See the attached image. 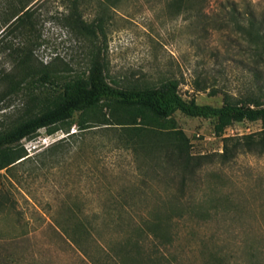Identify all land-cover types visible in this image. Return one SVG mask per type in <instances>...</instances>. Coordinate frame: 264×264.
Returning a JSON list of instances; mask_svg holds the SVG:
<instances>
[{
    "label": "rangeland",
    "instance_id": "rangeland-1",
    "mask_svg": "<svg viewBox=\"0 0 264 264\" xmlns=\"http://www.w3.org/2000/svg\"><path fill=\"white\" fill-rule=\"evenodd\" d=\"M90 1L89 10L80 2L79 13L87 24L101 18L96 37L67 26L68 0H41L32 12L34 54L52 74L86 71L95 43L113 86L175 80L181 97L199 105H264V67H246L236 52H227L226 33L203 32L170 0H120L104 14L97 6L105 0ZM226 1L241 2L209 0L205 12L220 13ZM247 1L264 12V0ZM0 62L11 69L5 53ZM40 94L23 86L0 103V129ZM80 120L76 115L53 134L42 129L22 140L25 160L0 173V188L13 200L12 209L0 211V238L16 237L10 251L18 264H88L61 236H77L86 247L91 242L84 236H92L98 256L138 242L141 256L153 253L164 264H264V154L241 153L227 163L215 158L183 182V173L149 164L145 152L121 144L95 118H87L84 130ZM215 122L177 112L166 128L184 135L192 156L220 153L222 138L261 130L260 122L244 121L219 136ZM154 220L166 224L161 239L143 226Z\"/></svg>",
    "mask_w": 264,
    "mask_h": 264
},
{
    "label": "trees",
    "instance_id": "trees-1",
    "mask_svg": "<svg viewBox=\"0 0 264 264\" xmlns=\"http://www.w3.org/2000/svg\"><path fill=\"white\" fill-rule=\"evenodd\" d=\"M40 1L0 0V53H5L12 63L11 69L6 71L0 62V103L23 86L41 92L30 97L31 105L26 104L14 121L0 129V173L25 160L23 158L27 154L20 145L22 140L34 138L42 129L53 134L59 125L71 121L76 115L81 119L78 124L80 130L87 128L89 116L95 118L100 126L113 129L121 144L145 152L149 164L183 173V182L215 158L220 163H227L241 153L264 154V105H199L194 99L187 101L181 97L175 80H167L157 86H113L105 74L103 49L95 43L88 52L89 66L86 71L69 78L52 74L49 66L36 58L37 44L31 39L34 35L32 12ZM68 1L71 11L66 20L68 27L87 36L96 37L101 33V18L87 24L79 13L80 2L83 1L85 10H89L92 7L90 0ZM119 1L105 0L97 7L104 14L108 6L114 8ZM208 1L170 0L169 5L178 14L185 13L188 18H196L203 32L211 27L226 33L230 39L227 52H236L235 55L242 57L246 67L254 70L264 67V12L258 13L247 0H241L239 5L226 1L220 5V13L209 15L205 12ZM11 35L14 40H9ZM232 35L239 41L232 40ZM15 40H18L17 44H13ZM177 112L193 118L215 119L214 130L219 136L232 124L244 121L260 122L261 130L254 134L222 138L220 153L192 156L184 135L174 128H166ZM12 203L8 192L0 188V211L12 209ZM165 225L159 220L143 224L146 232L156 239L163 236ZM61 237L68 240L88 264H164L166 261L153 253L141 256L138 242L132 248L128 247L129 243L116 250L109 248L103 256H98V243L92 236H84L86 242H91L89 247L82 246V240L77 236ZM17 243L16 237L0 238V264L19 263L10 251Z\"/></svg>",
    "mask_w": 264,
    "mask_h": 264
}]
</instances>
